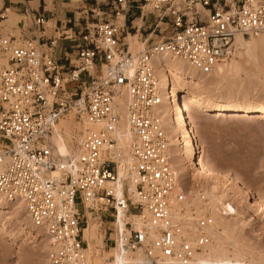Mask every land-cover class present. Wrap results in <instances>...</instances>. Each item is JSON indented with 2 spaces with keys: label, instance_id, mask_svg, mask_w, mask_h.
Returning a JSON list of instances; mask_svg holds the SVG:
<instances>
[{
  "label": "built area",
  "instance_id": "2783aa9c",
  "mask_svg": "<svg viewBox=\"0 0 264 264\" xmlns=\"http://www.w3.org/2000/svg\"><path fill=\"white\" fill-rule=\"evenodd\" d=\"M94 1L74 12L82 29L67 35L74 48L64 61L55 56L56 40L41 42L44 17L31 19L37 35L27 25L15 31L0 4V197L23 203L47 236L46 264H89L88 206L142 219V228L114 223L122 257L207 264L200 255L213 241L214 211L204 196L197 217L176 206L190 198L172 169L154 61L167 55L210 74L233 56L237 35L264 32V0ZM134 20L151 24L142 36L159 34L141 38L146 46L138 52L127 41L141 32ZM65 120L74 129L63 154L56 142Z\"/></svg>",
  "mask_w": 264,
  "mask_h": 264
},
{
  "label": "rangeland",
  "instance_id": "374dc122",
  "mask_svg": "<svg viewBox=\"0 0 264 264\" xmlns=\"http://www.w3.org/2000/svg\"><path fill=\"white\" fill-rule=\"evenodd\" d=\"M11 1L19 0H0V4H3L7 13L11 9L9 5ZM85 1L88 8L95 6L94 0ZM82 2V0H71L73 6L79 4L81 6ZM66 8L68 6L64 5L63 9ZM78 18L80 17L78 16ZM22 21L24 24H30L28 19L23 18ZM134 22L137 26L136 30L142 27L138 34H131L139 35L138 40L143 42L141 38L144 41L148 38L158 39L159 34L152 36L143 34L142 36L144 29L150 31V23L146 24L142 20H134ZM7 24L10 26L9 28H13L15 25L12 21ZM47 27L49 26L47 25ZM52 27L53 24L50 28ZM263 34L264 32L254 37L259 40ZM246 38L250 39L251 37ZM235 52L236 54L232 58L236 57L240 63L238 72L227 76L220 87H217L214 81L217 77L212 76L213 78L209 79L208 84L211 88L210 91L216 97L232 99L240 107H257L264 103V63H250L246 61L247 59L241 58V55H237L236 49ZM205 79L202 77L201 82ZM191 119L194 122L199 149L208 163L215 169L240 179L243 186L253 196L263 200L264 116L247 120L218 119L215 114H202L194 109ZM197 177L205 185L217 186L219 195L223 196V201L220 204L221 210L215 218V226L221 243L229 249H232L233 246L236 247L254 264H264L263 214L254 206L252 200L243 198L237 190H233L230 184L208 179L199 174ZM185 188L190 192V195L194 196L195 184L189 182ZM191 203H193L192 200ZM81 209L83 210V208ZM1 217L2 222L9 226L10 232L18 235L19 240L11 241L7 235L0 234V264H46L48 241L45 237H37L32 233L27 234L25 230L31 228V224H29L25 210H12L9 215L2 213ZM94 219L97 223L96 246L94 253H89V258L95 260V257H98L109 263L112 261L111 250L115 249V218L112 212H100L94 216ZM40 234L43 235V233Z\"/></svg>",
  "mask_w": 264,
  "mask_h": 264
},
{
  "label": "bare ground",
  "instance_id": "6f19581e",
  "mask_svg": "<svg viewBox=\"0 0 264 264\" xmlns=\"http://www.w3.org/2000/svg\"><path fill=\"white\" fill-rule=\"evenodd\" d=\"M138 37L139 35L130 34L127 38L133 52L141 51L146 46L145 42L138 40ZM234 47H236L237 55H241V58L244 60L247 59L246 61L250 63H264V34L259 40H256L255 37L247 39L239 34L236 36ZM234 54H236V52ZM228 60L217 65L210 74L201 73L188 64L167 55L159 56L154 61V69L159 77L162 89V104L159 106L158 110L163 114L166 120L167 131L171 138L170 158L172 169L178 180V188L186 192L190 198V203L177 204L176 206L179 211H182L184 209L191 210L195 205L194 214L196 213V217L200 215L202 196L209 200L215 218H217L221 210L220 204L223 201V196L219 195L217 186L203 184L199 181L197 177L198 174L208 179L217 180L219 182L223 181L230 184L233 190H237L243 198L252 200L254 206L264 216V199L262 200V198L253 196L243 186L240 179L231 177L215 169L208 163L199 149L194 122L191 119L194 109L202 114H215V117L218 119L229 118L233 120H247L264 116V103L257 107H240L232 99L228 97H216L210 91L211 88L208 84L209 79L213 78L212 76L215 75L217 77L214 81L217 87H220L227 76L238 72L240 63L236 57H233L230 61ZM4 65H6V61L0 60V74ZM202 77L206 79L201 82ZM200 83L203 84L201 85ZM62 126L65 127V135L56 143L60 151L65 154L69 151L74 128L73 123L67 122L66 120L62 122ZM78 129L84 130L82 125H78ZM128 138L129 130L127 125H125L123 128L122 140L127 141ZM189 182L196 186L194 196L190 195L188 190L186 191L185 186L187 187ZM191 200L193 203H191ZM20 209L25 210L23 203L9 202L0 197V234L7 235L9 240L15 242L19 240L18 235L10 232L9 226L2 222L1 214L9 215L12 210L19 211ZM97 215L98 210L88 206L86 212L88 226L85 227L84 231L85 241L88 244V255H90L89 253H94V248L96 246L97 223L94 216ZM196 217L194 216V220H196ZM115 219L117 225L123 226L126 221L130 220H134L138 228L143 225L142 219L139 216L127 215L122 210L116 213ZM29 224H31V222ZM215 225L216 223L211 229L212 244L204 254L200 255L201 260L207 264H226V262L227 264H254L252 260L246 258L247 255L246 257L242 255L241 251L237 250L236 247L233 246L232 249L226 248L220 241ZM30 227L31 228L25 230L27 234L32 233L36 234L37 237H45L50 246L49 239L40 229L34 228L32 224ZM40 233H43V235ZM111 253L112 261L109 263L95 257V260L89 258V264H137L136 259L122 257L117 249L113 248ZM141 257L142 256H139V259H141Z\"/></svg>",
  "mask_w": 264,
  "mask_h": 264
},
{
  "label": "crops",
  "instance_id": "0c3cea01",
  "mask_svg": "<svg viewBox=\"0 0 264 264\" xmlns=\"http://www.w3.org/2000/svg\"><path fill=\"white\" fill-rule=\"evenodd\" d=\"M82 1L81 6L80 4L73 6L71 0H51V2L50 0L11 1L9 3L11 9H9V13H6L7 23L12 21L15 24L12 29L15 31L21 25H27L32 29L33 35H37V28L32 27L31 19L39 16L44 17L46 21L45 31L41 28L38 30L41 42L56 40L55 56L58 60L64 61L67 56L73 54L74 48L73 42L69 40L67 35L70 37L82 29L78 16L75 17L76 21L74 20V12L86 6V1ZM64 5H67L68 8L63 9ZM23 18L30 20V24H24ZM52 24L53 27L50 28Z\"/></svg>",
  "mask_w": 264,
  "mask_h": 264
},
{
  "label": "snow or ice",
  "instance_id": "6c2138e0",
  "mask_svg": "<svg viewBox=\"0 0 264 264\" xmlns=\"http://www.w3.org/2000/svg\"><path fill=\"white\" fill-rule=\"evenodd\" d=\"M36 216H37V223H39V213H37ZM201 243H203V241H201ZM226 264H227V262H226Z\"/></svg>",
  "mask_w": 264,
  "mask_h": 264
}]
</instances>
